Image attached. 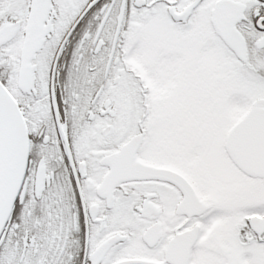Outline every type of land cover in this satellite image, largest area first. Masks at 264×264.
Segmentation results:
<instances>
[{
  "label": "snow or ice",
  "instance_id": "1",
  "mask_svg": "<svg viewBox=\"0 0 264 264\" xmlns=\"http://www.w3.org/2000/svg\"><path fill=\"white\" fill-rule=\"evenodd\" d=\"M0 264H264V0H0Z\"/></svg>",
  "mask_w": 264,
  "mask_h": 264
}]
</instances>
